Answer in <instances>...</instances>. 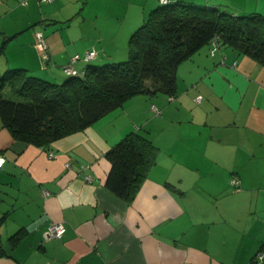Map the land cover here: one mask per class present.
Returning a JSON list of instances; mask_svg holds the SVG:
<instances>
[{
	"label": "crops",
	"instance_id": "crops-1",
	"mask_svg": "<svg viewBox=\"0 0 264 264\" xmlns=\"http://www.w3.org/2000/svg\"><path fill=\"white\" fill-rule=\"evenodd\" d=\"M168 2L264 16V0ZM161 4L0 0V76L21 69L60 83L68 63H109ZM212 46L178 64L172 95L135 94L48 148L14 139L0 118V264H249L264 252V65ZM131 131L158 149L128 203L105 186V152ZM52 221L61 236L48 235Z\"/></svg>",
	"mask_w": 264,
	"mask_h": 264
},
{
	"label": "trees",
	"instance_id": "trees-1",
	"mask_svg": "<svg viewBox=\"0 0 264 264\" xmlns=\"http://www.w3.org/2000/svg\"><path fill=\"white\" fill-rule=\"evenodd\" d=\"M213 40L264 65V16H235L215 7L168 2L150 11L131 35L124 61L89 64L60 83L21 69L0 76L2 125L14 139L48 148L135 94L162 88L172 95L178 64ZM3 86L18 99L4 98ZM157 149L144 133H126L105 152L110 165L107 189L130 203L154 164Z\"/></svg>",
	"mask_w": 264,
	"mask_h": 264
},
{
	"label": "built area",
	"instance_id": "built-area-1",
	"mask_svg": "<svg viewBox=\"0 0 264 264\" xmlns=\"http://www.w3.org/2000/svg\"><path fill=\"white\" fill-rule=\"evenodd\" d=\"M48 1V0H47ZM160 2H162L163 4L164 3H167V0H159ZM21 3L23 5L26 4V0H21ZM36 37L37 39L40 41L41 45H42V48H43V58L47 59L48 58V55L46 53V45L42 39V35H41V32L40 31H37L36 32ZM212 49H211V52H213L216 48H217V41L216 40H213L212 41ZM95 56V51H89L85 54V59H91ZM79 56L78 55H75L72 60L74 59H77ZM63 70L65 73L67 74H72V75H75V74H78V72L72 67L71 63H68L66 64L64 67H63ZM199 99V96L197 98V100ZM66 166H68V164H66ZM83 168L85 167L84 165L82 166ZM230 182L237 186L238 185V179H237V176L236 175H233L231 177V180ZM65 231V226L61 223V222H56V221H52L49 223L48 225V235L49 236H53V237H58V236H61ZM253 261L252 262H249V264H264V252L262 251H258L255 255H254V258L252 259Z\"/></svg>",
	"mask_w": 264,
	"mask_h": 264
},
{
	"label": "rangeland",
	"instance_id": "rangeland-1",
	"mask_svg": "<svg viewBox=\"0 0 264 264\" xmlns=\"http://www.w3.org/2000/svg\"><path fill=\"white\" fill-rule=\"evenodd\" d=\"M122 55V56H121ZM127 57H128V53L127 52H124L123 54H116V56H115V58L113 57V58H111V59H109V63L110 62H120V61H124V60H126L127 59ZM100 63H102V62H100ZM13 98L14 99H16L17 97L16 96H13ZM18 99V98H17Z\"/></svg>",
	"mask_w": 264,
	"mask_h": 264
}]
</instances>
